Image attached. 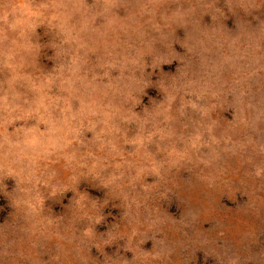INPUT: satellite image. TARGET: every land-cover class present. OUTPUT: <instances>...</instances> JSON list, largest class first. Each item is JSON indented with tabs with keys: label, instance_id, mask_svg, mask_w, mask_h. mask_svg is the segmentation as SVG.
<instances>
[{
	"label": "clouds",
	"instance_id": "clouds-1",
	"mask_svg": "<svg viewBox=\"0 0 264 264\" xmlns=\"http://www.w3.org/2000/svg\"><path fill=\"white\" fill-rule=\"evenodd\" d=\"M0 264H264V0H0Z\"/></svg>",
	"mask_w": 264,
	"mask_h": 264
}]
</instances>
